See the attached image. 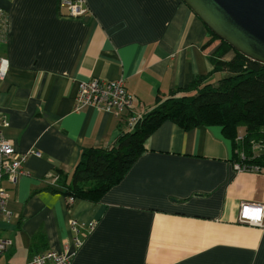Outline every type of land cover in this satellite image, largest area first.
I'll use <instances>...</instances> for the list:
<instances>
[{
  "label": "crops",
  "instance_id": "obj_1",
  "mask_svg": "<svg viewBox=\"0 0 264 264\" xmlns=\"http://www.w3.org/2000/svg\"><path fill=\"white\" fill-rule=\"evenodd\" d=\"M86 1L90 14L80 19L61 0H0L8 14L0 58L10 63L0 85L4 136L20 153L41 154L16 183L0 184L13 214L0 223V237L13 241L0 264L62 251L71 218L98 222L72 264H264V229L238 221L242 204L264 206V173L235 170L233 143L219 126L164 123L98 203L70 208L50 190L53 176L70 177L86 149L110 148L158 97L199 76L215 84L221 74L210 60L216 46L203 49L207 27L182 0ZM92 78L125 80L133 106L122 119L93 106L75 110L79 83Z\"/></svg>",
  "mask_w": 264,
  "mask_h": 264
},
{
  "label": "trees",
  "instance_id": "obj_2",
  "mask_svg": "<svg viewBox=\"0 0 264 264\" xmlns=\"http://www.w3.org/2000/svg\"><path fill=\"white\" fill-rule=\"evenodd\" d=\"M208 29V28H207ZM209 41L204 51L216 46L210 56L214 73H226L218 84L205 83L204 76L195 77L186 88L174 91L166 99H157L156 106L137 121L130 131H123L110 148L86 149L69 177L58 174L52 192L76 201L98 203L120 184L146 151L148 138L164 123L172 122L185 131L198 127L219 126L223 135L236 148L241 129L245 141L264 138V65L234 51L208 29ZM251 165L264 169V158L248 159ZM42 234L36 235L34 242Z\"/></svg>",
  "mask_w": 264,
  "mask_h": 264
},
{
  "label": "built area",
  "instance_id": "obj_3",
  "mask_svg": "<svg viewBox=\"0 0 264 264\" xmlns=\"http://www.w3.org/2000/svg\"><path fill=\"white\" fill-rule=\"evenodd\" d=\"M60 8L67 11V16L71 18H85L90 14L86 0H61ZM8 34V14L0 7V43L5 42ZM10 70V63L7 58H0V85L6 80ZM93 106L98 110L112 114L115 118L122 119L123 115L133 106V96L128 92L123 78L115 81L100 80L92 78L81 81L78 85L76 98V111H81L86 107ZM143 115H133L128 119V126L133 128ZM9 126L8 117L0 112V184L4 179L11 183H16L20 176H25L26 164L31 156L40 157L38 152L20 153L16 151L13 144L4 136V129ZM245 131L241 129L236 138V148L234 149V168L237 172L264 173L258 165H251L248 159L264 158V138L261 140L245 141ZM59 175L53 176L51 184L55 185ZM10 192L0 186V223L4 219H12L13 214L8 209ZM76 199L69 198V207L73 206ZM238 221L250 226L264 229V206L253 204H242ZM71 232V240L64 245L62 251L47 250L33 255L27 264H72L78 251L84 245L85 239L95 230L97 221L82 224L78 219L71 218L68 221ZM1 230V228H0ZM13 246L11 239L0 237V259Z\"/></svg>",
  "mask_w": 264,
  "mask_h": 264
},
{
  "label": "water",
  "instance_id": "obj_4",
  "mask_svg": "<svg viewBox=\"0 0 264 264\" xmlns=\"http://www.w3.org/2000/svg\"><path fill=\"white\" fill-rule=\"evenodd\" d=\"M221 41L264 65V0H182Z\"/></svg>",
  "mask_w": 264,
  "mask_h": 264
},
{
  "label": "rangeland",
  "instance_id": "obj_5",
  "mask_svg": "<svg viewBox=\"0 0 264 264\" xmlns=\"http://www.w3.org/2000/svg\"><path fill=\"white\" fill-rule=\"evenodd\" d=\"M233 53H234V51H232ZM231 52V53H232ZM235 54V53H234ZM220 78H217V80H216V82H215V85H217L218 84V82H219V80L220 79H222V78H224V77H226L227 75L226 74H224V73H221L220 75H218Z\"/></svg>",
  "mask_w": 264,
  "mask_h": 264
}]
</instances>
